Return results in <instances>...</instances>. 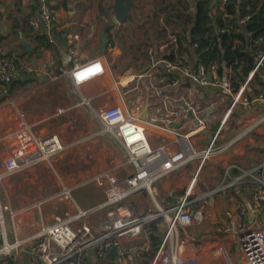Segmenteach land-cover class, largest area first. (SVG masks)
<instances>
[{
	"label": "built area",
	"instance_id": "2783aa9c",
	"mask_svg": "<svg viewBox=\"0 0 264 264\" xmlns=\"http://www.w3.org/2000/svg\"><path fill=\"white\" fill-rule=\"evenodd\" d=\"M226 1L220 0L221 8ZM34 2L36 16L27 20L31 37L45 34L51 42L54 30L65 35V29L59 26L62 0ZM3 8L4 2L0 0V11ZM231 16L223 14V17ZM248 19V14L236 16L239 24ZM218 30L223 32L226 27ZM247 36L248 46L257 60L248 75L239 81L235 92L230 87L231 66L221 65L220 72L216 63L209 67L194 66L179 52L173 33L158 46L160 54L170 51L172 58L159 56L149 66L162 84H155L151 74L145 71L137 76L138 83L130 87L128 83L133 76L124 84L115 82L118 103L96 105V95L81 91L83 84L105 73L103 54L76 63L61 73L76 93L79 104L96 122L97 130L81 140L112 139L121 150L123 164H101L90 170L93 155L87 153L77 163L54 166V157L63 148L57 136L40 137L16 98L3 97L0 100V182L22 177L23 172L40 163L50 169L52 181L47 194L14 208L0 201V264H179L185 256H201L217 248L227 257L221 241L226 235L233 238L242 264H264V162L248 170L239 169L241 174L231 180H227L229 168L235 165L227 164L218 186L196 193L198 175L205 163L222 166V156L234 151L237 144L253 142L252 137L248 139L251 131L264 136L263 113L236 136L226 138L228 118L237 105L254 111L264 105V87L257 92L252 87L254 71L264 63V34L248 32ZM108 47L111 54L115 43L111 41ZM152 52V48L147 49L149 56ZM33 71H39L47 80L56 77L46 63L35 70L30 60L20 53L8 52L0 41V96L2 87ZM139 85L144 94L140 102L130 103L127 96L124 98L120 93V86L125 88L126 94ZM189 87L195 88L197 99L189 97ZM220 97L224 102L229 99L217 119L215 110ZM200 98L204 99L203 103ZM145 102L156 116L148 119L147 115L142 120ZM66 109L60 108L58 112ZM188 110L192 117L188 116ZM38 114L42 120L52 115L45 109H39ZM149 126L161 129L171 138L152 146L146 133ZM189 162H196V167L184 193L174 203L162 204L158 183ZM244 177L251 181V196L235 189V211L214 222L219 235L194 236L192 229L199 227L208 214L204 204L214 194L243 182ZM87 183H93L102 198L84 209L74 199L73 192ZM134 195L140 198L131 199ZM198 199L203 205H195ZM52 202L62 205V211L45 213L43 210ZM261 215L263 222H257V216ZM112 249L114 254L106 257Z\"/></svg>",
	"mask_w": 264,
	"mask_h": 264
},
{
	"label": "crops",
	"instance_id": "0c3cea01",
	"mask_svg": "<svg viewBox=\"0 0 264 264\" xmlns=\"http://www.w3.org/2000/svg\"><path fill=\"white\" fill-rule=\"evenodd\" d=\"M132 1L133 5L129 9V17L120 24L116 20L114 21V11L112 9L114 0H62L59 9V26L60 28L65 29V35H61L54 30L53 41L49 42L47 39L48 45L41 46L37 43V38L31 37L30 31L27 27V20L30 17L36 16L34 0H3L4 8L0 11V41L3 43L5 49L8 52H17L25 56L27 60L31 61L33 66L35 65V70L36 68H40L43 63H46L52 68L55 73L54 75L56 76L55 78L49 80L46 78V80H44L45 76H42L39 71L23 74L22 77L17 78L13 82L20 80L21 83H24V76L30 75L33 84L31 86L26 85L29 87L25 88V90L20 94H17V96L26 97L28 94H33L34 97L30 98L29 95L28 97L30 98L29 100L31 104L35 105V108H37V113L39 112V109H46V107L55 109L57 112L54 113L57 114L64 112H58L60 108L76 109L74 114L79 116L80 120L83 121L84 126L89 127L94 120L87 115L82 106V109H78L79 102L77 95L69 85L66 77L61 76V73L69 70L76 63L103 54L105 57V73L97 80L83 84L81 86V91L87 95H96L94 99L96 105L118 103L119 97L117 91H115L114 84L115 82H120L121 75L118 74L116 68H114V71L113 66L115 67L120 61H122L126 63L128 67L127 71L130 72L136 66L145 64V66L142 67L140 74L143 71L149 73L152 72V69L149 68V66L152 65V60L156 61V59L159 58L158 54L160 53L156 48H152L153 52L151 56L147 54L148 46L146 45L147 42L145 37L152 36V34L157 35V31L152 26V19L157 18L162 21L166 29L167 27L169 29L174 28V30L168 32L167 35L169 33L174 34L175 32L180 34L181 31H178V29L181 28V25L178 23L175 14L182 11L181 7H185L186 12L190 14L195 11L193 0ZM218 6L220 7V4H218ZM152 15L154 16L152 17ZM18 22L21 23L20 27L17 25ZM118 29L123 34L121 36L123 37L121 42L117 41ZM169 29L167 30L169 31ZM131 34L133 36H131ZM73 35H77V38H74ZM103 36L107 37L106 50L104 53L100 51ZM21 40L28 43L31 50L28 51L21 43ZM111 41L115 43V48L111 51V54H109L108 45ZM146 75L147 74L144 76ZM151 75V80L155 84H162L161 79L157 74L154 73ZM127 79L128 78H126V80ZM10 85L2 87L3 91L5 92ZM252 87H255V83L252 84ZM194 92L195 88L189 87V97L197 99L199 96L195 95ZM36 99H38L37 102L39 101V104L41 105H36ZM203 100V98L199 99L201 103H203ZM45 103L46 107H43ZM224 106L225 104L223 103V106H218L215 110V117L217 119L222 116L224 112L223 110L226 108ZM251 111L250 114L243 117L239 114L229 115V122L231 119H234L236 124L227 128V139L233 138L245 126L251 124L256 118L260 117L264 113V105L261 104L255 111ZM37 115L38 119H43L39 114ZM153 116H156L155 112L150 109L147 117L148 119H151ZM67 124L68 123L64 121L56 125L55 127H57V129H54L57 131L56 134H58V132L61 134L63 127L67 126ZM94 124L96 123L94 122ZM148 128H150L149 131H152L159 136V141L171 138L168 133L161 131L159 128L150 126ZM182 132H186V130H182ZM86 135L87 134L77 136L70 142L67 141V144L66 142L64 143L66 144L65 146H69L67 149L69 150L67 154L69 156L66 158V162L62 159L64 161L63 165L77 163L84 159L87 153H90L89 150H87V145L90 142V139L81 140ZM60 137H62L61 139L64 141V135ZM250 137L253 138V142L242 141L237 144L234 151H229L222 156L224 159L222 166H218L212 162L204 164L198 175V188L196 193L218 186L222 180L223 170L227 164L235 165L229 168L230 176L227 177V180H231L236 177V175L241 174L239 169L248 170L251 167L264 162V136L255 131H251L248 135V139ZM106 142H108V139ZM104 143L105 141H102L99 145L104 146ZM99 150L100 149H97L91 152L92 154L94 153V157ZM91 162L92 163L89 164L90 170H93L95 166L101 165V161L96 160L95 158ZM195 167L196 162H189L179 167L173 174L163 178L158 183V188L161 193L167 191L165 199L161 198L162 204L170 205L175 202L178 196L184 193L190 177L194 173ZM203 177H206L208 180V183L205 182V186L201 183ZM250 183V179L244 177L243 182L237 183L227 190H222L221 192L214 194L211 199L208 198V203L206 202L204 204L205 211L208 212L207 217L199 227L192 229L193 235L196 237H214L219 235L214 229L215 220L220 216H224L226 213H232L235 211V189L247 193L249 197L251 196L252 184ZM144 194H142V196H145ZM139 198L138 195H134L131 199L136 201ZM170 199L172 200L171 202ZM198 204L203 205V201L198 199L195 205ZM256 221L263 222L262 215L260 217L257 216ZM186 232L188 231L186 230ZM221 241L224 246H234V241L231 236L226 235L221 238ZM202 256V259L206 264H214V258L219 259V254H205ZM230 259L234 262L233 256ZM232 262H230V264H232Z\"/></svg>",
	"mask_w": 264,
	"mask_h": 264
},
{
	"label": "rangeland",
	"instance_id": "374dc122",
	"mask_svg": "<svg viewBox=\"0 0 264 264\" xmlns=\"http://www.w3.org/2000/svg\"><path fill=\"white\" fill-rule=\"evenodd\" d=\"M153 16L154 15H152V17ZM114 21H115V19H114ZM152 22H153L152 26L157 31V35L152 34V36H147L148 38L147 37H145V38H146V42H147L146 45L148 46V47L147 46L146 47L155 49L162 42H165L168 40L167 33L172 32V30H174V28L169 29L167 27V29H169V31H168L166 29L165 25L163 24V22L158 20L157 18L152 19ZM23 23H24V21H23ZM17 25L20 27L21 23L18 22ZM120 30H121V27H120ZM120 30L118 29V32H117V35H118L117 41L118 42H121V40L123 38V37H121L123 34L120 32ZM178 31H182L181 28L178 29ZM131 36H133V35L131 34ZM144 66H145V64H143V65L141 64V65L133 68V70H131L130 72H128L127 71L128 67H127L126 63L120 61L115 67L113 66V69L116 68V70L118 71V74L121 75V78H120L121 84L124 83L126 78H129L131 76L134 77V79L130 83H128V86L130 87V86L138 83L137 76L140 74V71H141L142 67H144ZM111 70H112V68H111ZM114 71H115V69H114ZM147 74H154V73L149 72ZM151 76H153V75H151ZM23 80H24L23 81L24 83H21L20 80L13 82L10 85V87L7 90H5V92L3 91V88H2L1 89V92H2L1 96H2V98L3 97H15L16 98V101L18 102L20 108H22L26 119L29 122L34 124V130L40 137L51 136V135L57 136L59 143L61 146H63V148L54 157V160H56L54 162V166L56 165V167L60 168L63 166L64 161L69 156V155H67L69 152V150H67L69 146H65L68 143L67 141L70 142L71 140H73L77 136H83L85 134L90 135L92 132H95L97 130V126H96V124H94L95 121L92 122L89 127L84 126L83 121L80 120L79 116H76L74 114V111L76 109L68 108L66 110H63L64 111L63 113L57 114V113H54V112H57L55 109H51L49 107H46L45 106L46 103L43 105V107H46L45 110L47 112H49V113L52 112V115L44 121L41 120V118L38 119L37 108H35V105L31 104V102L29 100L30 98L34 97V95L28 94L30 96V98L28 97V95L26 97L17 96V94H20L21 92H23L25 90V88H27L33 84V80H32V78H30V75L24 76ZM26 85H29V86H26ZM119 90H120L121 95L124 96V98H125V95L127 96V100H129L130 103L133 100H138L139 102L143 100L144 94H143L142 87L140 85L135 90L131 91L130 93H126V94H124L125 88L120 86ZM223 99H222V97H220L218 99V104H217L218 106H223V103H224V101H222ZM37 100L38 99H36V102H35L36 105L39 104V101L37 102ZM130 103H127V104H130ZM39 105H41V104H39ZM81 106L82 105L79 104L78 109H82ZM235 108H236L238 114L242 115V117L246 116L252 112L251 109L244 107L240 104L237 105ZM64 121H66L68 123L67 126L63 127L61 134L59 132H58V134H56L57 131H55L54 129H57V127H55V126L58 125L59 123L64 122ZM82 127H84V128H82ZM149 129L150 128H148V127L146 128L148 141L152 146H156L158 144V142H160L159 136L154 134L152 131H149ZM59 135L60 136L64 135V141L61 139L62 137H60ZM107 139H108V142H106ZM89 141L90 142L87 145V150H89L90 153L93 150L100 149L96 153L95 157L93 155L94 153L92 154L93 159L95 158L96 160L101 161L100 164L110 165V164H123L124 163V158L120 154L121 150L118 147V145H116V143L112 139L106 138V137L96 138V139L90 138ZM102 141H105L104 146L99 145ZM65 142H66V144H64ZM60 161H61V163H60ZM23 174L24 175L22 177H21V175H19V176L12 177L11 179L7 180V182H0V201H1V203H4V202L8 203L12 208H14L19 203H22V202L25 203V202L30 201L31 199H33L36 196H42V195L47 194V190H48L47 188H48L50 182L52 181V173L50 172L49 168H47L43 163H40V164H37L35 167L31 168L29 171L23 172ZM206 180H207L206 177L205 178L203 177L201 180V183L204 184V186L206 184L205 182L208 183V180L207 181ZM158 194H159L160 198L165 199V195H167V191H164L163 193H161L159 191V188H158ZM73 197L77 201V203L81 206V208L86 209V208H89V207L97 204L98 202H100V200L102 198V194H101V191L93 183L92 184L87 183L86 185H84L82 187L76 188L73 192ZM171 201L172 200L170 199V202ZM62 208H63L62 205L55 203V202H52V204L46 206L43 211L45 213H51L53 211L58 212V211H62ZM224 248L227 251V253L229 254L227 257L224 255V253L221 252V250L219 248H217L213 252L207 253V255L219 254V259L214 258V262H215L214 264H230V262H232L230 259L232 256L234 258L233 259L234 262H232V264H242L235 246L226 245V246H224ZM201 256H194V257L185 256L179 264H206V262L202 259L203 256L202 257ZM94 261L98 262V260H96V259ZM210 264H213V263H210Z\"/></svg>",
	"mask_w": 264,
	"mask_h": 264
},
{
	"label": "trees",
	"instance_id": "16d2710c",
	"mask_svg": "<svg viewBox=\"0 0 264 264\" xmlns=\"http://www.w3.org/2000/svg\"><path fill=\"white\" fill-rule=\"evenodd\" d=\"M213 0H193L194 13L182 11L175 14L181 25V32L174 33L183 54L194 66L204 65L209 67L212 63L221 71L222 62L232 67L231 90L235 92L239 87V81L245 78L253 69L257 57L249 48L247 39L248 32L252 35L264 34V0H227L222 8L218 6L220 0L210 7ZM229 13L231 17H223ZM248 14L249 19L244 24H239L236 16ZM226 27L221 32L218 29ZM37 43L47 46L48 41L45 34L37 37ZM158 50V47L156 48ZM160 57L172 58L170 51L158 54ZM255 91L264 87V63L259 66L253 74ZM2 96H0V100ZM229 99V97H228ZM225 100V106L228 104ZM224 106V107H225ZM238 114L236 108L232 115ZM236 121L231 119L227 128L235 125Z\"/></svg>",
	"mask_w": 264,
	"mask_h": 264
},
{
	"label": "water",
	"instance_id": "95a60500",
	"mask_svg": "<svg viewBox=\"0 0 264 264\" xmlns=\"http://www.w3.org/2000/svg\"><path fill=\"white\" fill-rule=\"evenodd\" d=\"M215 3V0L212 1L210 7L213 6V4ZM133 5L132 0H114L113 4H112V9L114 11V19L118 22V23H123L128 17H129V9L130 7ZM21 43L26 47V49L29 51L31 50L30 46L28 43L24 42L21 40ZM106 44H107V37L103 36L102 39V43H101V48L100 51L101 52H105L106 50ZM225 63L222 62L221 65H224ZM44 80H46V77H44ZM184 108H187V106H185V104H183ZM188 116L192 117L191 112L188 110ZM149 114V103L145 102L144 106H143V112L141 114V119L144 120L146 118V116ZM194 123H197V121L195 120ZM210 137V136H209ZM114 254V249L110 250L106 257H111Z\"/></svg>",
	"mask_w": 264,
	"mask_h": 264
}]
</instances>
